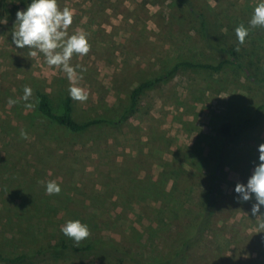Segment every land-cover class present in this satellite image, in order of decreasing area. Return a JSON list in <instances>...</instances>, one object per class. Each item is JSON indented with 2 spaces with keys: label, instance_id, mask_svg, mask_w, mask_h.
<instances>
[{
  "label": "rangeland",
  "instance_id": "374dc122",
  "mask_svg": "<svg viewBox=\"0 0 264 264\" xmlns=\"http://www.w3.org/2000/svg\"><path fill=\"white\" fill-rule=\"evenodd\" d=\"M257 2L196 0L212 31L205 41L183 0H57L73 14L68 34L84 32L90 45L86 55L73 54L76 78L69 80L38 50L32 56L12 42L16 11L26 0H0V21H6L0 22V254L73 241L60 229L78 219L89 229L81 242L112 239L139 258L167 256L197 232L196 221L208 210L204 230L177 264H264V231L250 211L255 200H238L233 190L259 163L264 111L254 108L264 102V81L253 83L230 64L171 71L180 60L217 64L227 56L215 47L228 43L262 70L264 28H249L243 44L234 31L248 27ZM158 76L165 77L132 103L133 89ZM73 86L87 99H71ZM39 93L56 111L70 97L77 120L120 121L69 132L38 112ZM245 118L250 121L227 147L224 179L208 206L219 125ZM48 180L60 185L58 194L45 192Z\"/></svg>",
  "mask_w": 264,
  "mask_h": 264
},
{
  "label": "trees",
  "instance_id": "16d2710c",
  "mask_svg": "<svg viewBox=\"0 0 264 264\" xmlns=\"http://www.w3.org/2000/svg\"><path fill=\"white\" fill-rule=\"evenodd\" d=\"M183 1L185 2L184 4L187 6V9L193 12L200 21L202 37L207 41L212 31H210L206 13L203 12V9L198 10L195 8L198 5L196 0ZM26 3L28 4L29 0H26ZM229 44L230 43L220 46V48L215 47L218 52H222V55L227 56L217 64L180 60L175 63L171 71L175 70L178 66L204 67L218 70L223 66L230 64L243 71L245 77L253 83L261 84L264 81V67L260 70L256 64L253 65L250 60H247L243 53H239L234 44ZM162 77L165 76H158L152 79V81L142 82L134 88L130 95L133 100L132 103H136V95L143 88L156 82ZM37 100L38 112L47 118L52 125L62 126L69 132L74 133L85 131L90 126L101 122L117 124L120 121V119L115 120L103 117H94L84 121L77 120L72 113L70 97L64 99L59 111L53 110L45 93H39L37 95ZM254 109L257 114L263 112L264 102L256 105ZM249 121L248 118H245V120L240 123H233L232 121L224 120L219 125L218 146L214 154V164L211 168L212 178L208 183V206L211 205L216 198V193L224 179V161L226 158L227 147L235 138H237L240 132L243 131ZM208 216V210H206L196 221V225L198 226L197 232L193 236L181 240L173 254L171 253L167 256L159 255L151 259L139 258L129 248L122 247L118 242H115L112 239L99 242H97V240H92L77 244L65 238H60L57 239L54 244L45 248L33 250V252H24L15 255L0 254V264H35L43 259L61 260L69 258L89 259L90 261L98 260L102 264H177V262L185 256L190 245L201 235Z\"/></svg>",
  "mask_w": 264,
  "mask_h": 264
},
{
  "label": "clouds",
  "instance_id": "9594fccd",
  "mask_svg": "<svg viewBox=\"0 0 264 264\" xmlns=\"http://www.w3.org/2000/svg\"><path fill=\"white\" fill-rule=\"evenodd\" d=\"M72 12L68 8L60 9L57 0H29L26 8L17 10L12 30V42L18 48L31 49L35 56L37 50L44 56L50 66H60L69 80L75 79V68L70 64L74 53L86 55L90 45L84 32L68 34L67 28L72 23ZM6 22V21H0ZM264 28V0H258L253 6L248 27L239 24L235 27V35L239 43L243 44L249 28ZM79 67V66H76ZM69 96L73 100L84 101L87 92L79 87H70ZM31 94L30 88H25V99ZM9 103H15L11 98ZM20 135L27 138V133L21 130ZM259 163L254 165L246 183L237 182L234 192L238 200L254 199L251 214L258 218V227L264 231V143L258 145ZM45 192L49 195L58 194L60 185L55 180L44 182ZM63 235L70 237L79 244L89 236L88 225L78 219H69L61 227Z\"/></svg>",
  "mask_w": 264,
  "mask_h": 264
}]
</instances>
